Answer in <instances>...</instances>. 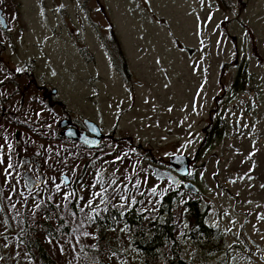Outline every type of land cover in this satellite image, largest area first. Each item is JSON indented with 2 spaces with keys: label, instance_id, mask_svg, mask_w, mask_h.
Wrapping results in <instances>:
<instances>
[{
  "label": "rangeland",
  "instance_id": "1",
  "mask_svg": "<svg viewBox=\"0 0 264 264\" xmlns=\"http://www.w3.org/2000/svg\"><path fill=\"white\" fill-rule=\"evenodd\" d=\"M0 6L10 23L0 25V120L18 131L0 138V264H46L33 238L54 264H150L122 215L135 207L157 224L161 196L185 182L172 202L173 238L154 263L264 264V0ZM119 49L129 75L112 58L121 63ZM239 67L249 73L243 88L234 86ZM63 110L106 135L81 144L60 134ZM215 118L224 134L206 144ZM30 153L39 161L31 172L47 175L34 189L19 159ZM173 153L190 156L191 175L176 183L154 173ZM184 198L207 212V242L191 230ZM108 206L122 220H104Z\"/></svg>",
  "mask_w": 264,
  "mask_h": 264
},
{
  "label": "trees",
  "instance_id": "2",
  "mask_svg": "<svg viewBox=\"0 0 264 264\" xmlns=\"http://www.w3.org/2000/svg\"><path fill=\"white\" fill-rule=\"evenodd\" d=\"M119 47V46H118ZM116 66L119 67L120 71L125 75H129V71L127 66H125L124 62V55L119 49V60L121 61L118 64L116 58L112 57ZM235 79H234V86L237 88H243L248 80L247 76L249 73L246 71L245 68L239 67L236 71ZM225 125L222 119L215 118L208 126V134L206 132V136L204 138V142L207 144L212 143L213 141L218 140L224 134ZM182 187L181 184L177 185V188L173 190H168L161 196L160 199V210L164 213V218L162 221L158 222L157 224H153L154 218L150 217H142L138 214L135 210V207H131L123 213V217L125 222L128 225H136L138 227V232L135 234L132 245L133 247L144 253L145 259L150 264H157L154 263L155 261V254L157 252V247H162V245L167 246L171 239L173 238V222L171 220L172 214V202L178 197L176 194L178 190ZM185 199V198H184ZM183 199V200H184ZM186 200V201H185ZM184 200V209H185V217L189 222L190 228L194 232H201L205 234V238L203 239L204 242H207V236L210 235L212 228H210L205 223V218L207 216V212L202 210L198 199H185ZM114 206L106 207V210L103 211V219L110 220L115 217L120 218L122 220L121 214L114 210ZM216 229V228H215ZM217 230V229H216ZM175 240V238H174ZM32 244H34L42 259L45 260L46 264H54L50 257L46 254L41 242L36 238H33ZM171 250L177 251L176 244L171 245ZM154 255V256H153ZM184 262L183 259L177 260L172 262V264H182Z\"/></svg>",
  "mask_w": 264,
  "mask_h": 264
},
{
  "label": "water",
  "instance_id": "3",
  "mask_svg": "<svg viewBox=\"0 0 264 264\" xmlns=\"http://www.w3.org/2000/svg\"><path fill=\"white\" fill-rule=\"evenodd\" d=\"M1 8H0V20L3 21L2 25H6V21L4 16L1 14ZM84 123L86 125L87 130L91 131L92 134L94 135L93 139H95L96 143L98 140L103 137V131L101 130V127L93 120L89 118H84ZM69 122L68 119H61L60 120V125L65 126ZM62 130H65V134L70 136L71 138L77 139V140H85V138H88L89 136L84 132H80L77 128L73 127H65ZM63 133V132H61ZM32 158L35 159L36 156L32 155ZM29 157L25 156L22 158V164H25L26 162L29 161ZM190 160V156L185 153H173L169 156V161H168V167H154V173L157 178L160 179H170L173 182H178L180 179V176L178 174H185L188 171V162ZM38 163V161H37ZM179 164H182L181 166H178ZM178 173V174H177ZM22 177L24 178L25 184L29 187L32 188L34 185L40 184L45 176L40 174L38 179L34 178L29 170H25L22 173ZM62 177L65 179L66 182H68V176L66 174H63ZM190 185L189 182H185V186L187 187ZM196 190V188H194Z\"/></svg>",
  "mask_w": 264,
  "mask_h": 264
},
{
  "label": "flooded vegetation",
  "instance_id": "4",
  "mask_svg": "<svg viewBox=\"0 0 264 264\" xmlns=\"http://www.w3.org/2000/svg\"><path fill=\"white\" fill-rule=\"evenodd\" d=\"M2 9H3V7H2ZM3 12H4V9H3ZM4 16H5V14H4ZM6 18V17H5ZM6 29H8L9 27H10V23L7 21V18H6ZM0 42L1 43H3V41L0 39ZM4 44V43H3ZM26 62H28V61H26ZM25 73L26 74H28V69L26 68L25 69ZM43 90L44 91H46V87L44 86L43 87ZM44 96H45V94H44ZM13 97L11 96V99H12ZM18 98V100L19 99H21V103H23V101H24V98H22V97H20V96H18L17 97ZM13 99H15V98H13ZM1 101V100H0ZM28 101V92H27V94H26V101H25V103ZM5 102V101H4ZM0 105H1V102H0ZM6 105H4L3 107H5ZM8 113V116L6 117V118H10V119H12V116L14 115V113L12 112V111H8L7 112ZM1 117L3 118V116H4V112L3 111H1ZM3 115V116H2ZM64 116V115H63ZM13 120V119H12ZM60 120V119H59ZM15 122V121H14ZM14 122H12V121H10V120H4V121H2L1 122V120H0V138H2V139H5L6 138V136L7 135H11V137H12V139L13 140H16V138H17V134H18V131L16 130V122L14 123ZM59 122V121H58ZM20 124V123H19ZM21 125V124H20ZM68 125H70V127L71 126H73V127H77L78 129H79V131L80 132H84V130H85V126L82 124V122L81 123H76V122H73V121H70V123L68 124ZM27 127V129L29 128V126L28 125H26ZM10 129H11V133H9V131H10ZM61 132H65V130H61L60 129V131H59V133L60 134H62ZM104 135H106V134H104ZM87 141H90V139L89 138H87ZM1 142V141H0ZM78 142H80V141H78ZM81 144H83L82 142H80ZM32 155H35L36 156V158L35 159H33L32 158ZM25 156H28L30 159H29V161L28 162H26V164L29 166V165H35V167H37L38 165H39V161H38V156H37V154H35V153H30V154H24V155H20L19 156V159L20 160H22V158L23 157H25ZM37 161H38V163H37ZM30 172H31V170H30ZM32 173V172H31ZM33 174V173H32ZM40 174H42V175H44L42 172H39L38 173V175H37V177H39L40 176ZM45 176V178H44V180L45 179H47V175H44ZM43 180V181H44ZM42 181V182H43ZM41 182V183H42ZM37 186V185H36ZM36 186H33L32 188H35Z\"/></svg>",
  "mask_w": 264,
  "mask_h": 264
},
{
  "label": "snow or ice",
  "instance_id": "5",
  "mask_svg": "<svg viewBox=\"0 0 264 264\" xmlns=\"http://www.w3.org/2000/svg\"><path fill=\"white\" fill-rule=\"evenodd\" d=\"M3 23V21L2 20H0V24H2ZM16 71H18V72H20V71H23L22 69H17ZM252 155H254V153L252 154ZM9 167H11V165L9 164ZM189 175H191V173H189ZM235 181H233V183H234ZM57 187V189L59 190V188H60V185H57L56 186ZM260 187L261 188H264V184H262V185H260ZM153 191H155V189H153ZM68 195H71V193H69ZM96 195H100V193H96ZM250 203V202H249ZM89 204H91V201H89ZM37 207H39V205H37ZM261 219H264V214H261V217H260Z\"/></svg>",
  "mask_w": 264,
  "mask_h": 264
}]
</instances>
